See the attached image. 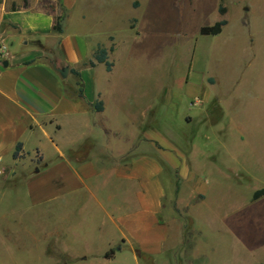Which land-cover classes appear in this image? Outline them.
I'll use <instances>...</instances> for the list:
<instances>
[{
	"label": "rangeland",
	"instance_id": "1",
	"mask_svg": "<svg viewBox=\"0 0 264 264\" xmlns=\"http://www.w3.org/2000/svg\"><path fill=\"white\" fill-rule=\"evenodd\" d=\"M62 2L66 50L71 51V37L82 60L97 45L106 49L108 40L113 47L111 73L96 65L79 69L81 79L92 83L106 104L111 146H136L128 156L160 164L167 228L163 250L150 260L140 249L133 254L124 246L113 260L94 257L80 264H242L248 254L216 232V213L244 198L247 189L220 141L244 133L251 149L264 136V0H136L135 9L130 0ZM221 20L226 23L221 32L210 36V27ZM103 178L101 192L111 195L112 206L139 192ZM193 179L203 187L214 183L202 204L188 197ZM15 203L12 196H0V210L18 209ZM41 229L24 223L0 240V264H54L59 248L54 241L44 244Z\"/></svg>",
	"mask_w": 264,
	"mask_h": 264
},
{
	"label": "crops",
	"instance_id": "2",
	"mask_svg": "<svg viewBox=\"0 0 264 264\" xmlns=\"http://www.w3.org/2000/svg\"><path fill=\"white\" fill-rule=\"evenodd\" d=\"M51 1L58 7H49ZM61 12L65 15L62 0H0V42L7 51L0 59V196H12L18 207L21 201L18 209L0 210V240L28 223L43 228L44 244L54 241L59 248L54 264H80L94 257L107 262L124 246L133 254L140 249L150 260L160 255L166 242L160 164L128 156L136 146L121 150L111 146L106 104L99 90L81 79L79 70L102 65L92 60L102 46L82 60L81 47L71 37V51L66 50L61 23L59 34L51 30ZM107 46L108 61L113 50L109 40ZM62 67H67L64 79L57 73ZM111 71L112 64L105 73ZM96 102L101 103L99 112L92 107ZM232 137L220 145L228 150L237 174L244 176L246 195L216 213V232L248 254L242 264H264V195L251 200L255 191L264 189V136L251 149L244 133ZM147 143L160 150L154 142ZM105 176L137 186L139 192L120 197L124 208L112 206L111 195L101 192ZM201 183L189 182L188 197L194 203H204L214 184ZM108 251L111 255L105 258Z\"/></svg>",
	"mask_w": 264,
	"mask_h": 264
},
{
	"label": "trees",
	"instance_id": "3",
	"mask_svg": "<svg viewBox=\"0 0 264 264\" xmlns=\"http://www.w3.org/2000/svg\"><path fill=\"white\" fill-rule=\"evenodd\" d=\"M131 3H130V6L131 8L135 9L137 8L138 4L136 2V0H130ZM61 20H62V14H58L54 17L53 19V25H52V32L53 33H57L59 34L61 32V28H60V23H61ZM225 25V22L223 20L221 21H218V22H215L209 29V35L210 36H216L220 33V28L222 26ZM111 50V49H110ZM107 51L102 48V47H97L95 49V51L93 52L92 54V60L96 63V64H102L103 67H104V70L105 72H109L110 69H111V64L107 61ZM89 66H93V63L92 62H89L88 63ZM93 109L95 112H99L101 111V103L100 102H96L93 104ZM19 147L20 145L17 144L14 148V152L12 154V157L13 158H16V154H17V151L19 150ZM264 195V189H261V190H258V191H255L252 196H251V200H256L258 199L259 197L263 196ZM111 255V252L108 251L104 254V257L105 258H109Z\"/></svg>",
	"mask_w": 264,
	"mask_h": 264
},
{
	"label": "built area",
	"instance_id": "4",
	"mask_svg": "<svg viewBox=\"0 0 264 264\" xmlns=\"http://www.w3.org/2000/svg\"><path fill=\"white\" fill-rule=\"evenodd\" d=\"M7 55L6 46L0 42V59L5 58Z\"/></svg>",
	"mask_w": 264,
	"mask_h": 264
},
{
	"label": "water",
	"instance_id": "5",
	"mask_svg": "<svg viewBox=\"0 0 264 264\" xmlns=\"http://www.w3.org/2000/svg\"><path fill=\"white\" fill-rule=\"evenodd\" d=\"M57 73L59 74L60 78L64 79L66 77L67 67H62L58 69ZM116 250H118V248Z\"/></svg>",
	"mask_w": 264,
	"mask_h": 264
}]
</instances>
